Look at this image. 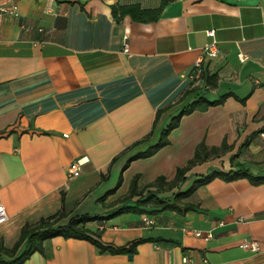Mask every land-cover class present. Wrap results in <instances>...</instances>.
Segmentation results:
<instances>
[{"label": "crops", "instance_id": "obj_1", "mask_svg": "<svg viewBox=\"0 0 264 264\" xmlns=\"http://www.w3.org/2000/svg\"><path fill=\"white\" fill-rule=\"evenodd\" d=\"M0 2L19 12L0 21V205L8 215L0 245L12 248L24 225L57 214L64 198L61 224L94 214L93 237L114 247L138 241L135 251L58 236L22 264H264V182L245 175L199 185L185 212L146 206L106 217L135 178L139 190L160 176L170 182L200 143L227 147L193 166L182 192L214 169L264 177V0H167L145 21L116 18L111 7L154 10L163 0ZM212 43L220 54L203 58V72L216 79L204 93L225 95L223 103L183 115L167 146L132 159L194 99L185 96L196 85L191 72ZM84 156L81 175L67 177Z\"/></svg>", "mask_w": 264, "mask_h": 264}, {"label": "trees", "instance_id": "obj_2", "mask_svg": "<svg viewBox=\"0 0 264 264\" xmlns=\"http://www.w3.org/2000/svg\"><path fill=\"white\" fill-rule=\"evenodd\" d=\"M167 0H163L162 5L154 10H142L138 5H127L118 6L113 5L112 13L116 18L130 15L134 20H156L161 14L163 6ZM203 79L205 85H213L215 83V76L207 75L203 72ZM204 89L195 85L189 90L185 96L192 95L194 99L188 104L184 105L181 111L173 116L168 125L162 129V132L158 138V141L154 145L140 153L134 155L132 159H139L141 157L146 158L153 156L157 151L167 146L169 143V135L173 129L177 128L182 120L183 115L190 114L196 110L206 111L210 106H215L222 104L225 95L219 100H207L205 97ZM142 140V142L146 141ZM227 145H223L222 148L212 147L209 149L206 144L200 143L197 151L187 165L183 168H178L176 177L170 182L166 181L164 176H160L155 182L142 187V190L137 189V180L135 178L131 184V190L129 194L122 198L119 202V206L113 213L107 215L106 217L112 216L118 213H128V211L143 213L146 211L144 207H154L160 210H177L180 212H185L190 209H194V206L185 201L189 195H191L199 185L205 184L212 180L216 176H223L229 179L237 178L240 175H245L251 177L253 182H264V177L255 176L253 177L251 173L243 168L237 170L236 172L222 173L216 169L212 170L211 173L205 175H199L198 179L195 180L190 188L182 192L181 185L187 180V172L197 163L202 162L207 157L213 153L217 154L220 151H224ZM122 182V177L120 178L118 185ZM155 188L150 190V188ZM177 188L178 191L172 193L170 196H163L164 193L170 192L171 190ZM147 190V192H146ZM138 196V198L133 202V198ZM134 203V204H133ZM68 209L65 203V199L62 200V209L55 215L41 219L36 224H26L23 226L20 238L16 241V244L12 248H7L3 244L0 245V264H22L25 262L31 254L36 251H43L44 242L48 239L63 236L65 238H78L84 240H90L93 244L99 247L102 251H109L111 253H130L134 252L137 242L130 243L129 247H114L106 245L99 241V239L93 237L87 228L90 222L100 220L94 214L85 215H73L67 224H61L63 218L68 217Z\"/></svg>", "mask_w": 264, "mask_h": 264}, {"label": "built area", "instance_id": "obj_3", "mask_svg": "<svg viewBox=\"0 0 264 264\" xmlns=\"http://www.w3.org/2000/svg\"><path fill=\"white\" fill-rule=\"evenodd\" d=\"M5 16H13V17H18L19 16V12H18V6L16 4H6L3 2H0V21L2 20L3 17ZM208 34L211 36L213 35V31H209ZM125 52H128V45L126 44L125 47ZM220 54V50L217 47V45L215 43L212 44H208L206 46V48L204 49V53L203 56H199L197 57V60L195 61L194 64V68L191 72V78L194 82V84H197L198 82H200L203 79V61H204V57H216ZM240 58L242 61H245V57L240 55ZM87 161V157L84 156L82 158H78L76 160H74L73 162H71L70 167L67 170V177H78L81 175L82 173V169L84 164ZM8 218L7 215V210L6 208H4V206L1 204L0 205V224L5 222ZM148 223L153 224L154 221L153 220H148ZM197 234V233H196ZM211 236V235H209ZM251 247L253 249H257V245L256 244H251ZM185 261H187V259H185Z\"/></svg>", "mask_w": 264, "mask_h": 264}, {"label": "rangeland", "instance_id": "obj_4", "mask_svg": "<svg viewBox=\"0 0 264 264\" xmlns=\"http://www.w3.org/2000/svg\"><path fill=\"white\" fill-rule=\"evenodd\" d=\"M197 86H199V87H201L202 89H206V85H205V81H204V79H202L200 82H198L197 84H196Z\"/></svg>", "mask_w": 264, "mask_h": 264}]
</instances>
